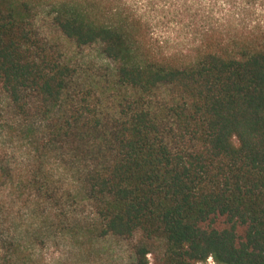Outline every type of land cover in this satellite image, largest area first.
<instances>
[{"label": "trees", "instance_id": "trees-1", "mask_svg": "<svg viewBox=\"0 0 264 264\" xmlns=\"http://www.w3.org/2000/svg\"><path fill=\"white\" fill-rule=\"evenodd\" d=\"M45 22L112 75L80 82ZM0 111L55 219L51 173L68 169L76 233L140 236L133 264L147 242L153 264H264V0H0ZM12 175L0 153V185Z\"/></svg>", "mask_w": 264, "mask_h": 264}, {"label": "rangeland", "instance_id": "rangeland-1", "mask_svg": "<svg viewBox=\"0 0 264 264\" xmlns=\"http://www.w3.org/2000/svg\"><path fill=\"white\" fill-rule=\"evenodd\" d=\"M42 32L49 46L61 53L63 61L76 70L80 82L95 83L112 75V66L100 54L97 45L76 49L49 23L45 22ZM184 34H173L168 48L183 51L189 47ZM5 115V116H4ZM0 111V150L5 164L12 168L10 181L0 185V202L4 211L0 238V256L10 264H133L130 245L138 243L140 236L129 241L108 237L95 241L75 232L76 221L88 215V208L76 193L77 185L67 170L57 168L51 173L55 182L50 189L55 191L60 219L54 217L50 201L44 191L29 190L24 183L27 150L25 139L7 126L10 119ZM25 141V140H24ZM27 148V147H26ZM48 168V166L46 167ZM72 189L73 198L65 197V190ZM53 213V214H52ZM151 254L148 261L160 253V244L147 242ZM205 264H214L211 259Z\"/></svg>", "mask_w": 264, "mask_h": 264}]
</instances>
